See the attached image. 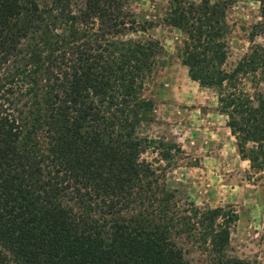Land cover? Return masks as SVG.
I'll use <instances>...</instances> for the list:
<instances>
[{"label": "trees", "instance_id": "16d2710c", "mask_svg": "<svg viewBox=\"0 0 264 264\" xmlns=\"http://www.w3.org/2000/svg\"><path fill=\"white\" fill-rule=\"evenodd\" d=\"M37 1L0 0L3 84L24 86L18 117L0 114V264H187L171 239L179 234L212 264H248L226 254L231 207L179 210L139 160L151 147L165 162L180 152L146 134L154 104L142 91L158 42L116 38L135 31L119 0H85L76 12L70 0ZM256 1L248 51L228 69L225 2L170 0L165 23L184 34L176 57L190 81L213 91L238 157L261 171L264 49L253 40L264 36V0Z\"/></svg>", "mask_w": 264, "mask_h": 264}, {"label": "rangeland", "instance_id": "374dc122", "mask_svg": "<svg viewBox=\"0 0 264 264\" xmlns=\"http://www.w3.org/2000/svg\"><path fill=\"white\" fill-rule=\"evenodd\" d=\"M85 0H70L72 12L83 8ZM135 22L134 32H125L116 38L122 40L158 42L162 52L156 70L143 87L142 96L154 104V124L147 136L173 142L179 153H173L168 162L160 160L155 148H147L139 157L150 164L166 188L174 194L181 210L186 203L197 207H231L237 221L230 231L226 254L248 264H264V169L254 171L242 161L225 126L224 117L215 111L212 90L199 88L190 81L186 69L176 57L175 47L185 37L165 22L170 0H119ZM198 3L200 0H189ZM225 2L227 59L224 68H231L248 51V34L260 21L256 0H208ZM41 7L42 0L37 1ZM92 32L97 24H90ZM55 26L54 33H61ZM264 49V36L253 40ZM6 66L0 69V114L7 119L17 118L24 86L14 81L7 84ZM20 98V99H19ZM23 114H21L22 116ZM172 153V152H170ZM177 210V212L179 211ZM172 241L181 250L187 264H212L211 258L191 239L179 234Z\"/></svg>", "mask_w": 264, "mask_h": 264}]
</instances>
